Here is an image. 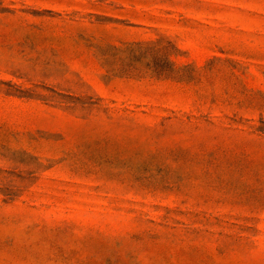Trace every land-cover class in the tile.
Listing matches in <instances>:
<instances>
[{
	"label": "rangeland",
	"instance_id": "obj_1",
	"mask_svg": "<svg viewBox=\"0 0 264 264\" xmlns=\"http://www.w3.org/2000/svg\"><path fill=\"white\" fill-rule=\"evenodd\" d=\"M0 264H264V0H0Z\"/></svg>",
	"mask_w": 264,
	"mask_h": 264
}]
</instances>
